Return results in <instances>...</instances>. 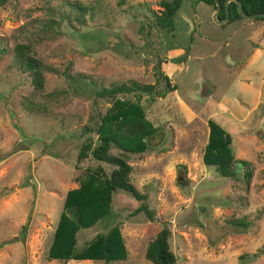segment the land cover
I'll list each match as a JSON object with an SVG mask.
<instances>
[{
	"label": "rangeland",
	"instance_id": "obj_1",
	"mask_svg": "<svg viewBox=\"0 0 264 264\" xmlns=\"http://www.w3.org/2000/svg\"><path fill=\"white\" fill-rule=\"evenodd\" d=\"M162 1L0 3V264H65L48 253L66 193L90 172L108 176L113 167L91 155L96 130L126 116L151 130L128 162L153 217L113 192L111 215L79 230L76 248L118 228L126 257L110 264H151L146 247L166 226L175 264H264V20L219 24L213 5L182 0L167 31L155 20ZM76 3L86 8L82 22ZM17 46L46 68L42 89L17 62ZM162 75L178 88L139 102L96 98L88 87L136 81L157 90ZM210 122L231 137L234 174L205 160Z\"/></svg>",
	"mask_w": 264,
	"mask_h": 264
},
{
	"label": "trees",
	"instance_id": "obj_2",
	"mask_svg": "<svg viewBox=\"0 0 264 264\" xmlns=\"http://www.w3.org/2000/svg\"><path fill=\"white\" fill-rule=\"evenodd\" d=\"M5 0H0V3ZM207 5L215 7V0H200ZM221 10L217 16L223 20L226 17L224 8L225 0H217ZM241 3L244 13L253 15L264 13V0H237ZM182 0H174L172 3L162 1L163 9L160 14L155 15L156 25L163 30L173 28L174 19L180 8ZM70 8L75 10L76 20L82 22L81 10L86 8L79 3L71 4ZM228 23L239 19L242 16L238 13L235 2H230L227 8ZM63 15V14H62ZM66 16V15H65ZM255 19L264 20V17ZM226 22V23H227ZM15 50L17 62L23 65V70L29 73L32 84L36 89H42L44 85V66L37 60L24 56L22 46H17ZM0 52L3 49L0 48ZM165 81L161 89H155L154 85L141 84L131 81L129 84H114L110 87H96L93 82L88 86L96 98L112 101L120 94H132L137 102L141 101L143 94L151 96L165 97L170 91L176 90L177 85H171L169 79L162 75ZM80 83V80H75ZM128 118L129 120H127ZM113 121H108L96 130L99 143L92 151V157L99 162L112 166V170L106 176L95 170L90 172L76 189L66 193L63 210L60 215L57 228L54 233L52 244L49 248L48 257L52 259L60 258L65 264L82 260H104V264L112 261L123 260L126 257V250L121 239L118 228H113L107 235L97 236L88 242L83 248H76V233L81 229L91 227L98 220L108 218L111 215L110 197L113 192L122 191L132 198L140 201L137 212H144L149 219H152V211L146 203L147 196L140 193L130 180L132 168L128 162L130 154L143 150L146 146L144 139H148L151 130L143 120L126 116ZM210 140L207 146L205 160L219 166L222 174H234L232 169L234 163L230 149L228 147L231 137L216 123L210 122ZM113 147L119 149L117 154H113ZM185 168L181 166V174ZM248 174H246V177ZM232 226L236 230H246L248 223L243 221H232ZM25 227L22 234L25 233ZM170 231L166 226L159 231L156 237L147 245L144 257L151 264H175L176 256L169 246ZM263 252L262 248L251 257H257Z\"/></svg>",
	"mask_w": 264,
	"mask_h": 264
},
{
	"label": "water",
	"instance_id": "obj_3",
	"mask_svg": "<svg viewBox=\"0 0 264 264\" xmlns=\"http://www.w3.org/2000/svg\"><path fill=\"white\" fill-rule=\"evenodd\" d=\"M173 1L174 0H166L167 3H172ZM230 2H235L236 3L238 13L244 18L254 19V18H257V17H264V13L247 15L246 13H244V11L242 9V5H241V3L239 1H237V0H225L224 8L226 10V17L223 20H220V19L217 18V16H218V14H219V12L221 10V6H220L219 2L217 0H215V11H214V14H213V17H212L214 22H217L219 24H225L228 21L227 8H228V5H229ZM207 90H208V86L206 84H203L200 94L204 95L207 92Z\"/></svg>",
	"mask_w": 264,
	"mask_h": 264
}]
</instances>
